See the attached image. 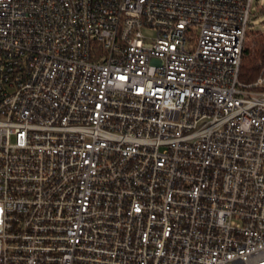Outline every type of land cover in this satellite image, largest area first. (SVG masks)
Listing matches in <instances>:
<instances>
[{
    "label": "built area",
    "instance_id": "built-area-1",
    "mask_svg": "<svg viewBox=\"0 0 264 264\" xmlns=\"http://www.w3.org/2000/svg\"><path fill=\"white\" fill-rule=\"evenodd\" d=\"M256 0H0V264H264Z\"/></svg>",
    "mask_w": 264,
    "mask_h": 264
},
{
    "label": "trees",
    "instance_id": "trees-1",
    "mask_svg": "<svg viewBox=\"0 0 264 264\" xmlns=\"http://www.w3.org/2000/svg\"><path fill=\"white\" fill-rule=\"evenodd\" d=\"M264 71V31L249 29L240 67L241 80L251 83Z\"/></svg>",
    "mask_w": 264,
    "mask_h": 264
},
{
    "label": "rangeland",
    "instance_id": "rangeland-1",
    "mask_svg": "<svg viewBox=\"0 0 264 264\" xmlns=\"http://www.w3.org/2000/svg\"><path fill=\"white\" fill-rule=\"evenodd\" d=\"M255 17L251 20V29L264 31V0H256L253 5Z\"/></svg>",
    "mask_w": 264,
    "mask_h": 264
}]
</instances>
